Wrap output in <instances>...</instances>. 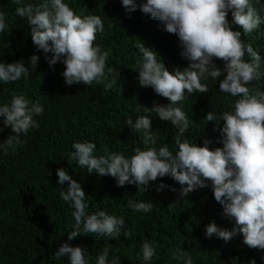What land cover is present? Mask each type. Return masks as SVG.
I'll return each mask as SVG.
<instances>
[{
  "label": "trees",
  "instance_id": "1",
  "mask_svg": "<svg viewBox=\"0 0 264 264\" xmlns=\"http://www.w3.org/2000/svg\"><path fill=\"white\" fill-rule=\"evenodd\" d=\"M64 2L77 15L95 14L103 20L104 32L97 33L95 43L109 52L107 66L114 69L112 76L117 78L122 93L118 87L105 92L103 85L96 84L67 86L61 75L64 64L58 62L50 67L43 51H38L32 42L26 18L16 15L12 0H0V11L4 12L7 25L6 31L0 34V61H23L30 66V57L33 54L39 57L36 71L29 79L22 77L8 84L0 82V106L10 103L13 96L23 95L44 108L42 114L33 117L39 128L30 129L22 136L23 143L15 151L9 150L6 154L0 150V264H68L67 257L57 259L54 256L65 242L84 247L89 264H95L104 248L109 249V264L114 256L121 264H178L171 259L176 247L186 250L194 264H233V260L235 264H249L252 260L255 264H264V250L249 249L243 243L242 234L228 242L216 236L206 237V225L210 222L227 230L235 226L234 220L222 216V207L215 201L210 187L193 191L182 199H178L181 186L170 177L150 182L146 192L138 191L136 185L117 187L113 177L89 175L70 159L73 142L84 141L97 145V156L106 155L105 148L131 156L135 147L144 146L139 134H134L125 121L129 116L135 121L141 115L152 118L153 133L157 136L155 147L166 145L175 151L178 130L170 122L161 121L155 113L145 112L143 107L151 108L154 103L166 105L169 101L156 95L151 88L139 85L138 73L134 71L139 56L135 44L142 40L146 47L155 50L170 71L183 70L188 61L181 56L176 35L166 32L161 22L139 9L129 17L121 0ZM248 7L264 20V0H249ZM228 19H232L230 13ZM242 39L260 53L261 71L264 72V23L253 33L242 35ZM48 56L50 58L51 54ZM215 63L223 69L222 61ZM202 83L209 87L207 94H193L177 105L189 117V133L182 139L198 146L210 139L213 143L209 147L214 149L222 147L219 133L214 131L213 122L204 118L209 111L217 115L231 111L238 97L220 92L217 80L209 78ZM253 85L264 91V76L249 87ZM0 127H4L2 118ZM11 134V129L5 128L0 133V142ZM58 168L68 171L72 179L81 184L89 214L104 211L123 217L131 235L125 238L121 233L113 240L89 234L68 241L67 236L75 223L71 214L74 209L60 198ZM160 183L170 187L158 192L156 186ZM129 200L152 203V211H133L128 207ZM144 241L151 242L156 252L149 262L142 259Z\"/></svg>",
  "mask_w": 264,
  "mask_h": 264
},
{
  "label": "clouds",
  "instance_id": "2",
  "mask_svg": "<svg viewBox=\"0 0 264 264\" xmlns=\"http://www.w3.org/2000/svg\"><path fill=\"white\" fill-rule=\"evenodd\" d=\"M12 3L16 5V15L26 18L32 42L38 51H43L49 66L58 62L64 64L61 75L67 86L96 84L103 85L105 92L118 87L122 93L117 78L112 76L114 69L107 66L109 52L95 43L97 33L104 32V22L99 15H77L64 0H12ZM121 3L129 17L139 9L161 22L166 32L178 37L181 56L188 61L183 70L170 71L155 50L146 47L142 40L135 44L139 56L134 71L138 73L139 85L151 88L169 101L166 105L154 103L151 108L142 106L145 112L155 113L161 121L170 122L178 130L176 150L166 145L155 147L157 136L153 133L151 116L141 115L135 121L129 116L125 124L134 134H139L143 148L135 147L131 156L105 148L107 154L97 156L95 143L73 142L70 159L89 175L113 177L117 187L136 185L138 191L146 192L150 182L170 177L181 186L178 199L210 187L215 201L222 207V216L234 220L235 226L227 230L210 222L206 225V237L216 236L228 242L242 234L243 243L249 249L264 250V91L255 85L249 87L253 81L260 80L264 72L260 53L242 39V35L259 29L264 20L248 7L249 0H121ZM6 28L5 14L0 11V34ZM38 60L33 54L30 66L23 61H0V82L8 84L22 77L29 79L36 71ZM217 60L223 62V69L215 63ZM209 78L219 82L220 92L238 97L231 111L219 115L209 111L204 118L213 122L214 131L219 133L222 147L214 149L209 147L213 143L210 139H205L203 146L182 139L189 133V117L177 106L193 94H207L209 87L202 80ZM43 111L39 102L32 103L23 95L13 96L10 103L0 106L4 126L0 127V133L5 128H10L12 133L0 142V150L6 154L9 150L15 151L23 143L22 136L30 129L39 128L33 117ZM56 175L57 185L62 189L61 200L74 209L71 214L75 223L68 241L89 234L113 240L121 233L125 238L131 235L123 217L104 211L93 214L86 211L89 206L86 193L68 171L58 168ZM66 182L67 187H64ZM169 187L160 183L156 191ZM170 190L177 191L176 188ZM128 207L149 213L153 204L129 200ZM141 253L145 262L156 255L149 241L143 242ZM54 256L67 257L68 264H89L85 248L67 242L59 246ZM108 257L109 249L104 248L95 264H109ZM171 259L178 264H194L193 257L181 247L172 250ZM110 264H121V260L114 256ZM249 264H255V260Z\"/></svg>",
  "mask_w": 264,
  "mask_h": 264
}]
</instances>
